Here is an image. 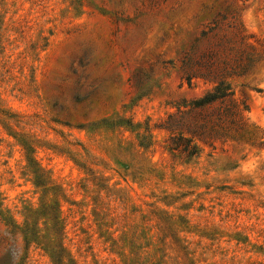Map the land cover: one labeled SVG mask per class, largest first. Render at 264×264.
<instances>
[{
	"label": "rangeland",
	"instance_id": "374dc122",
	"mask_svg": "<svg viewBox=\"0 0 264 264\" xmlns=\"http://www.w3.org/2000/svg\"><path fill=\"white\" fill-rule=\"evenodd\" d=\"M222 16L256 60L229 80L260 139L264 0H0V212L51 231L49 217L32 213L53 191L36 186L26 141L62 190L75 264H125L135 252L140 264L161 255L160 264H187L178 244L194 264H264V145L218 141L187 162L160 125L212 86L189 85L182 58ZM160 212L176 223L177 244L160 240ZM10 228L0 213V264H17L25 246ZM25 264L53 261L32 242Z\"/></svg>",
	"mask_w": 264,
	"mask_h": 264
},
{
	"label": "trees",
	"instance_id": "16d2710c",
	"mask_svg": "<svg viewBox=\"0 0 264 264\" xmlns=\"http://www.w3.org/2000/svg\"><path fill=\"white\" fill-rule=\"evenodd\" d=\"M223 19L224 16L211 21L198 39L196 49L188 50L182 58L183 78L189 85L194 79L200 78L211 83L212 86L201 96L178 105L177 110L168 113L160 124L169 132L168 150L174 155L182 156L187 162L199 155L203 145L214 147L218 141L233 140L249 142L253 145L256 143L264 145V131L263 136L259 139L255 137L253 131L249 130L245 116L248 107L243 102H238L234 97L232 84L229 80L231 76L244 75L249 72L254 67L256 60L250 50H241L238 47L236 40L238 38L243 40V36H239L237 33L230 35L225 29ZM0 120L5 123L2 117ZM116 125L134 127L130 121L123 119ZM143 141H146V137ZM22 144L26 149L28 165L34 175L36 186L42 187L44 194L53 191V203L44 200L40 209L32 212L49 217L52 221L51 231H48V227H46L45 233H40V229L31 227L27 221L20 226L11 216L0 212L5 224L11 227L10 231L13 233L20 231L23 235L25 246L17 264H25L28 248L32 242L42 245V248L50 255L53 264H75L63 244L64 225L58 204L59 197L63 196L62 190L55 186H49L52 181L42 167L35 162L31 155L32 146L26 141ZM149 144L150 142L145 143L146 146ZM50 208L53 213L48 216ZM160 214L158 219L163 234L160 240L163 241L166 236L170 235L177 244L180 238L176 233V223L170 216H164L161 212ZM29 216L31 217L33 214H29ZM180 220L187 227V221L182 218ZM178 245L188 260L187 264H194V261L188 256L189 252L186 246ZM161 250V247H157L154 257ZM140 258L139 253L135 252V259L125 257V264H140L136 261ZM162 258L163 255L157 261L152 257H148L146 260L150 261V264H160Z\"/></svg>",
	"mask_w": 264,
	"mask_h": 264
}]
</instances>
